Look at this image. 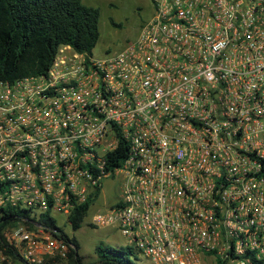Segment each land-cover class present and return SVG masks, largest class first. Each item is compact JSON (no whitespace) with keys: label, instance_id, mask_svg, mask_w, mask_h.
<instances>
[{"label":"built area","instance_id":"obj_1","mask_svg":"<svg viewBox=\"0 0 264 264\" xmlns=\"http://www.w3.org/2000/svg\"><path fill=\"white\" fill-rule=\"evenodd\" d=\"M149 2L118 51L62 45L44 75L0 82V264H68L39 221L69 225L112 177L86 224L148 264H264V0Z\"/></svg>","mask_w":264,"mask_h":264},{"label":"trees","instance_id":"obj_2","mask_svg":"<svg viewBox=\"0 0 264 264\" xmlns=\"http://www.w3.org/2000/svg\"><path fill=\"white\" fill-rule=\"evenodd\" d=\"M98 15L97 8L83 5L81 0H0V82L44 75L62 45L91 56L98 39ZM109 24L117 27L111 20ZM125 154L126 145L119 142L104 155V170L116 168ZM99 192L98 187L94 188L71 211L68 222L72 231L80 228ZM39 222L59 231L61 239L73 245L74 250L67 254L68 264H82L74 238L63 234L47 216ZM93 252L98 264H132L127 258L131 254L129 248L97 244Z\"/></svg>","mask_w":264,"mask_h":264},{"label":"rangeland","instance_id":"obj_3","mask_svg":"<svg viewBox=\"0 0 264 264\" xmlns=\"http://www.w3.org/2000/svg\"><path fill=\"white\" fill-rule=\"evenodd\" d=\"M81 3L98 9V39L92 50V55L96 58L116 52L126 42L133 40L139 26L148 21L152 15L149 0H81ZM109 20L117 27H112ZM119 190L120 183L114 177L102 179L100 192L89 207V213L107 210L117 201ZM53 219L63 234L76 241L77 253L82 264H98L93 252L97 244L111 248H129L131 254L127 258L132 264H148L114 229L91 228L86 224L87 218H85L80 228L72 231L61 215H54Z\"/></svg>","mask_w":264,"mask_h":264}]
</instances>
